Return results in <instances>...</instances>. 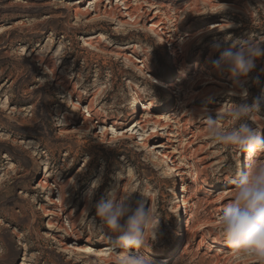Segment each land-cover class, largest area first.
Listing matches in <instances>:
<instances>
[{
    "label": "rangeland",
    "instance_id": "obj_1",
    "mask_svg": "<svg viewBox=\"0 0 264 264\" xmlns=\"http://www.w3.org/2000/svg\"><path fill=\"white\" fill-rule=\"evenodd\" d=\"M85 1L0 0V264H113L112 245L93 241L115 237L93 225L94 210H84L85 193L101 175L96 199L138 190L133 201L149 203L160 218L157 240L150 247L148 233L140 249L154 264H248L216 219L245 153L207 140L201 109L240 102L229 92L230 75L212 67L220 58L213 46L235 51L228 36L264 39V5L130 0L129 18L120 0ZM128 43L129 55L119 56ZM255 64L245 82L249 104L264 99V56ZM132 94L159 99L145 127L133 131ZM252 119L264 128V104ZM158 123L166 127L151 135ZM252 159L264 162V151ZM75 246L101 250L107 261Z\"/></svg>",
    "mask_w": 264,
    "mask_h": 264
},
{
    "label": "clouds",
    "instance_id": "obj_2",
    "mask_svg": "<svg viewBox=\"0 0 264 264\" xmlns=\"http://www.w3.org/2000/svg\"><path fill=\"white\" fill-rule=\"evenodd\" d=\"M228 40L239 47L229 51L221 50L222 44H215L213 50L220 52V58L211 60V64L217 73L230 75L233 87L229 92L238 96L240 102L231 101L222 111L218 110L220 106L214 110L201 109L204 134L214 144L254 157L258 151H264V128L253 126L257 121L252 116H258L264 99L247 103L249 93L245 82L256 68V58L264 56V39L249 35L236 40L228 36L225 42ZM255 81L258 82V77ZM224 121H228L227 126ZM101 183L102 175L91 182L85 193L84 210L87 214L94 210L90 217L93 225L109 238V234L115 237L110 238L111 251L115 253L113 264H154L140 249L148 233L152 234L150 247L157 240L160 218L149 203L133 201V193L138 190H110L96 199ZM230 183L233 191L217 214V227L226 244L246 258L248 264H264V162L250 158L245 169L233 174ZM68 184L76 187L75 179L69 178Z\"/></svg>",
    "mask_w": 264,
    "mask_h": 264
},
{
    "label": "bare ground",
    "instance_id": "obj_3",
    "mask_svg": "<svg viewBox=\"0 0 264 264\" xmlns=\"http://www.w3.org/2000/svg\"><path fill=\"white\" fill-rule=\"evenodd\" d=\"M84 1V0H82ZM88 0H86L85 2H87ZM122 1V4L124 5V8H125V11H122L123 13L121 14V16L123 17H129V18H132L134 13L132 11V9H129V1L130 0H120ZM260 2L261 5H264V0H258ZM81 2V1H79ZM232 8L230 6H226L223 11H230ZM236 10V9H234ZM154 25V24H152ZM160 37L162 36L161 33L159 34ZM93 38V36L91 37ZM134 47L133 44L131 43H128V44H124L122 46H120V50H122V54H119V56H126V55H129L127 51H131L132 48ZM174 56H177V54L174 52L173 54ZM135 62H138V63H142L143 61L141 59H136ZM176 64V61L174 62ZM52 71V70H51ZM180 75V80H177L180 84H182L184 82V79L185 78H188V74H187V66H185V68L180 71L179 73ZM155 82H157L162 88H165L167 89L168 91H171V93H175V96L178 97L179 94L181 93L180 91V87L179 86H176V84H165L164 82H159L158 80H155ZM173 89V90H172ZM177 90L176 92H174V90ZM178 93V94H176ZM137 95L135 94H132V103L131 105L134 106V108L132 109V113H134L135 115H137V117L139 116V119L136 120L135 124L132 125V128H130L129 130L133 131L134 128L138 125L139 128H144L145 127V121H146V117L149 116L151 114L150 110H152L153 108L155 107H158L159 106V99H154V101H151V102H143V101H140L137 97ZM74 104H77V102ZM144 110V113L140 114L138 113V108H140ZM139 114V115H138ZM89 115V114H88ZM152 116V115H150ZM149 116V117H150ZM153 117H156V115H153ZM90 119V118H89ZM168 120V119H167ZM170 122H172V120L169 119ZM156 124V123H155ZM166 127V125H163V124H159L156 125V127H153L151 129V135L154 134V133H157L159 134V131L164 129ZM173 128H171L172 130ZM166 135H170V132H166ZM260 155V151H258L257 153H255V156L254 157H257ZM245 159H243L240 164H239V171L244 169V167L246 168V165L247 163L249 162V159L253 158V157H250L249 154L245 153V156H244ZM170 171H169V175H177V167L175 166H170ZM51 186H55L53 183L51 184ZM184 191V189H183ZM183 197V196H182ZM180 207H183L184 208V213L187 214V208H188V202L187 200L183 197L182 200H181V205ZM181 209V208H180ZM185 223H188V219L185 220ZM181 235V234H179ZM96 243V244H100V245H110V241L109 240H102V241H93V244ZM75 250H78V251H81V252H84L86 253L87 255H91V256H94L96 259H99L100 261H107L106 260V257H104L105 253H103L101 250H91V248H86V247H80V246H75L74 247ZM151 255L155 256L156 253H151Z\"/></svg>",
    "mask_w": 264,
    "mask_h": 264
}]
</instances>
